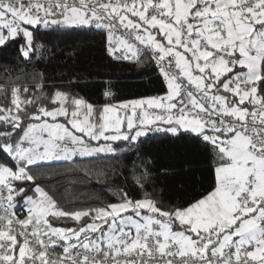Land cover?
<instances>
[{
    "label": "snow or ice",
    "instance_id": "6c2138e0",
    "mask_svg": "<svg viewBox=\"0 0 264 264\" xmlns=\"http://www.w3.org/2000/svg\"><path fill=\"white\" fill-rule=\"evenodd\" d=\"M61 27L101 30L116 60L149 56L166 90L96 108L45 96L38 72L0 86V264H264V0H0V50L17 45L30 66L48 53L35 34ZM156 134L211 150L209 190L195 191L187 154L164 166L179 203L147 191L148 154L132 169L142 198L121 188L118 202L65 208L37 180L46 163L139 152Z\"/></svg>",
    "mask_w": 264,
    "mask_h": 264
},
{
    "label": "trees",
    "instance_id": "16d2710c",
    "mask_svg": "<svg viewBox=\"0 0 264 264\" xmlns=\"http://www.w3.org/2000/svg\"><path fill=\"white\" fill-rule=\"evenodd\" d=\"M37 43L48 49L43 57L28 65L20 56L17 45L12 44L0 50V86L17 82L34 83V74L40 73L41 83L45 85V96L56 90L82 97L96 108L112 103L145 99L163 95L166 90L160 74L149 56H142V62L122 61L112 58L102 43V31L95 27L63 28L55 31L40 29ZM111 92V95L105 93ZM39 94V89L36 90ZM5 98L0 94V103ZM41 104L51 107L45 97ZM31 108V106H29ZM153 134H150L152 136ZM193 137L195 134H192ZM145 139L139 152L134 149L115 154H96L93 156H75L70 160L46 163L36 169L38 181L42 186L63 201V207L104 206L118 202V191L123 188L134 198H142L133 183L132 169H139L141 157L148 154L152 173L148 192L158 193L165 203L182 202L181 195L173 188L172 182L164 175L165 167L175 164L180 155H190L195 159L191 167L199 168L195 173L196 192H205L213 182L211 168L212 152L204 151V145L194 139L172 141L162 134ZM6 159L0 153V161ZM189 166L185 165L187 170ZM173 169L169 168L171 175ZM192 192L184 194L190 198ZM22 204L17 211L23 210ZM23 214V213H22ZM21 214V216H22ZM75 226L72 221H57L55 226Z\"/></svg>",
    "mask_w": 264,
    "mask_h": 264
},
{
    "label": "rangeland",
    "instance_id": "374dc122",
    "mask_svg": "<svg viewBox=\"0 0 264 264\" xmlns=\"http://www.w3.org/2000/svg\"><path fill=\"white\" fill-rule=\"evenodd\" d=\"M150 98V97H149ZM127 102V101H126ZM115 104H120V103H115ZM59 120H60V122H63V118H58ZM102 143V142H101ZM95 144H96V142L95 143H93V145L95 146ZM94 155H96V154H94ZM77 156H79V155H77ZM91 156H93V155H91ZM75 157V156H74ZM74 157H72V158H74ZM71 158V159H72ZM70 160V159H69Z\"/></svg>",
    "mask_w": 264,
    "mask_h": 264
},
{
    "label": "built area",
    "instance_id": "2783aa9c",
    "mask_svg": "<svg viewBox=\"0 0 264 264\" xmlns=\"http://www.w3.org/2000/svg\"><path fill=\"white\" fill-rule=\"evenodd\" d=\"M130 61H135V60H130ZM145 99H146V98H145ZM22 213L24 214V209L21 210V211H17V214L20 215V216H21ZM23 214H22V216H23Z\"/></svg>",
    "mask_w": 264,
    "mask_h": 264
},
{
    "label": "crops",
    "instance_id": "0c3cea01",
    "mask_svg": "<svg viewBox=\"0 0 264 264\" xmlns=\"http://www.w3.org/2000/svg\"><path fill=\"white\" fill-rule=\"evenodd\" d=\"M102 142V141H101ZM92 143H95V142H92Z\"/></svg>",
    "mask_w": 264,
    "mask_h": 264
}]
</instances>
